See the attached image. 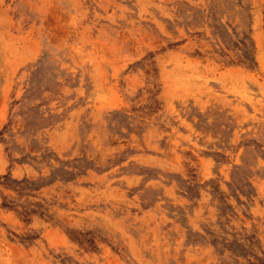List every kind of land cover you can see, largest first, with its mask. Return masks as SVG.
Returning a JSON list of instances; mask_svg holds the SVG:
<instances>
[{
	"label": "rangeland",
	"instance_id": "rangeland-1",
	"mask_svg": "<svg viewBox=\"0 0 264 264\" xmlns=\"http://www.w3.org/2000/svg\"><path fill=\"white\" fill-rule=\"evenodd\" d=\"M0 264H264V0H0Z\"/></svg>",
	"mask_w": 264,
	"mask_h": 264
}]
</instances>
